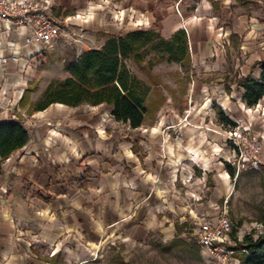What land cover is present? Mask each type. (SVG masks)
Instances as JSON below:
<instances>
[{
  "label": "crops",
  "instance_id": "1",
  "mask_svg": "<svg viewBox=\"0 0 264 264\" xmlns=\"http://www.w3.org/2000/svg\"><path fill=\"white\" fill-rule=\"evenodd\" d=\"M245 3L59 0L55 18L67 21L82 39L72 50H58L61 59L55 63L48 61L51 53L69 36L49 49L35 44L28 50L35 51L40 67L29 72L12 63L0 66V103L14 88L25 90L13 112L34 124L27 145L0 169V264H86L101 237L117 233L141 240L160 234L171 243L194 224L204 198H210L207 205L219 204L234 157L219 135L231 128L222 117H248V110L256 116L264 102L248 108L242 101L244 88L237 84L241 78L259 80V56L253 61L243 54L236 57V69L226 74L231 69L223 53L233 32L221 21L249 15ZM143 30L165 40L185 30L191 53L190 66L176 63L188 72L185 85L163 79L167 101L153 123L133 129L117 121L108 105L54 104L45 111L33 110L53 81L69 76L67 63L101 49L111 37ZM23 35L15 33L13 40L20 42ZM32 85L37 89L26 98ZM253 131L260 133L257 127Z\"/></svg>",
  "mask_w": 264,
  "mask_h": 264
},
{
  "label": "trees",
  "instance_id": "2",
  "mask_svg": "<svg viewBox=\"0 0 264 264\" xmlns=\"http://www.w3.org/2000/svg\"><path fill=\"white\" fill-rule=\"evenodd\" d=\"M168 61L191 64L189 38L185 30L165 40L153 30L131 32L125 36L111 37L101 49L83 53L75 62L66 64L69 76L65 80L53 81L43 98L33 107L34 111L47 110L54 104L69 107L108 105L113 108L117 121L128 123L133 129L153 123L157 113L166 103L163 82L151 72L159 63ZM136 66L151 79L143 82L131 69ZM259 80L241 78L237 81L244 88L243 103L248 108L257 107L264 99V59L259 61ZM37 89L32 85L26 98ZM25 98V99H26ZM231 128L236 124L223 116ZM29 141V132L21 122H0V169L4 161L23 149ZM228 171L235 177V172ZM184 231L179 229L178 236ZM177 236V237H178ZM179 238L171 242L178 245ZM240 264H264V233L254 240L247 236L235 246H228Z\"/></svg>",
  "mask_w": 264,
  "mask_h": 264
},
{
  "label": "rangeland",
  "instance_id": "3",
  "mask_svg": "<svg viewBox=\"0 0 264 264\" xmlns=\"http://www.w3.org/2000/svg\"><path fill=\"white\" fill-rule=\"evenodd\" d=\"M246 2L244 10L248 11L249 15L246 14L244 18L221 21L223 27L233 32L228 37L230 43L223 53L231 69V72L227 71L226 74L234 72L236 69V67H232L234 60L242 54L244 58L251 61L254 60L253 56L264 59V0H246ZM80 39L82 37L78 36L59 42L58 48H55L48 59L49 63L60 61L58 50L63 48L72 50V46H75L77 40ZM162 63L154 66L158 67L159 73L154 71V67L151 72L158 76L162 82L167 80L176 82L178 86L185 85L188 72L182 65L172 62ZM241 64L245 65V62L242 61ZM134 67L137 70L135 75L141 77L143 82L150 84L151 79L148 75L136 66ZM41 69L39 68V70ZM214 72L224 74V71ZM235 90L236 87H234ZM233 96L234 102L239 104V94L234 92ZM254 115L252 111L248 110V117H239L233 121L250 125L252 132L257 127L260 129V133L257 135L264 136V102L260 113ZM228 130V128L223 130L219 135L223 137V145L230 147L225 134ZM230 170L233 172L232 169ZM209 200V196L204 198L205 204L199 207V214L195 218L200 217L203 213L212 212V206L207 205ZM225 202H227L228 215L233 224L228 246H235L236 242L243 241L247 236L257 240L264 233V156L259 170L244 172L239 177L230 176V179L228 177L227 190L223 198L219 199L218 205L223 206ZM197 233L198 228L195 224L188 225L182 237L179 238L178 245L180 247L166 243L160 234H151L142 240L119 233L101 237L98 245L92 251L93 256L87 259L88 263L86 264H240L232 254L228 255L226 261H221L201 248L197 241Z\"/></svg>",
  "mask_w": 264,
  "mask_h": 264
},
{
  "label": "built area",
  "instance_id": "4",
  "mask_svg": "<svg viewBox=\"0 0 264 264\" xmlns=\"http://www.w3.org/2000/svg\"><path fill=\"white\" fill-rule=\"evenodd\" d=\"M59 0H0V66L12 63L18 69L29 72L32 66L40 67L36 61L35 44H41L44 48L52 46L62 37L71 39L78 37L69 28L67 21L57 20L54 16V8ZM23 33L20 42L13 40V34ZM31 82L26 77V84ZM25 96V90L14 88L12 94L0 103L3 111L0 114V122L16 121L24 124L29 132L33 122L27 123L17 113L13 112L16 101H21ZM26 118V116H24ZM236 126L225 132L227 142L234 151L231 166L235 177L248 171L259 170L264 156V136H256L250 125L234 121ZM194 201L198 198L193 197ZM187 206L190 208L189 202ZM227 202L223 206H212V212L203 213L194 219L198 228L197 241L201 248L221 261H226L232 254L227 249L230 241L233 224L227 211Z\"/></svg>",
  "mask_w": 264,
  "mask_h": 264
}]
</instances>
